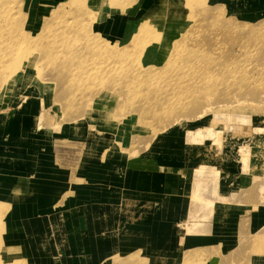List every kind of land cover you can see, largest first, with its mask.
I'll return each mask as SVG.
<instances>
[{"label": "rangeland", "instance_id": "374dc122", "mask_svg": "<svg viewBox=\"0 0 264 264\" xmlns=\"http://www.w3.org/2000/svg\"><path fill=\"white\" fill-rule=\"evenodd\" d=\"M8 1L0 264H264V0H105L88 18ZM97 32L123 55L111 69L81 44Z\"/></svg>", "mask_w": 264, "mask_h": 264}, {"label": "bare ground", "instance_id": "6f19581e", "mask_svg": "<svg viewBox=\"0 0 264 264\" xmlns=\"http://www.w3.org/2000/svg\"><path fill=\"white\" fill-rule=\"evenodd\" d=\"M103 1H105V0H67V1H65V5H63L62 7H65V6H67V7H70V6H74L75 8H74V11L75 10H77V8L79 9V11L81 10V12H86V16H87V18H88V16L90 17V15H92V12L93 11H96V8H98V7H100L102 4V2ZM10 1H8V0H6V3L3 1V0H0V4H1V6H3L5 9H0L1 11H0V17L1 16H4V18H6L5 20H7V22H9V20H10V18H11V16L9 15V13H10V9L8 8V3H9ZM89 2V3H88ZM6 4V6H5V4ZM7 9V10H6ZM99 9V8H98ZM62 11H64V10H62ZM219 9H214L213 11L211 10L209 13L212 15V20H213V22L214 21H216L217 22V19L218 18H220V17H218L219 16ZM60 11H57L56 12V16L58 15V13H59ZM208 13V12H207ZM191 14H194V13H191ZM191 14H188V15H190L191 16ZM81 15H83L82 13H80V16ZM195 15V14H194ZM194 15H193V17H194ZM208 15V14H207ZM85 16V15H84ZM193 17H190V19H189V16H188V21H190V23L192 22V20H194V19H192ZM84 18V17H83ZM80 19V18H79ZM86 19V18H85ZM11 21V20H10ZM69 21V20H68ZM75 21H76V19H75ZM6 22V23H7ZM11 22H13L14 23V21H11ZM5 23V24H6ZM10 23V22H9ZM12 23V24H13ZM72 23V22H71ZM187 23H189V22H187ZM65 24V23H64ZM68 24H70L69 22L67 23V25ZM192 24V23H191ZM8 25V24H7ZM13 26V25H12ZM91 26H92V24H91ZM145 25H141L140 27H136L135 28V31H134V33H135V35H133V42H136V41H138V38L141 36V32H143V28L145 29V27H144ZM211 26V25H210ZM17 27V26H16ZM66 27H68V26H66ZM75 28H76V26H75ZM249 28V27H248ZM9 29V28H8ZM6 31H8L9 33H10V30H7V29H5ZM75 30V29H74ZM76 31V33L78 32L77 30H75ZM254 31V30H253ZM23 32H25V31H23ZM49 32V31H48ZM229 32V31H228ZM26 33V32H25ZM44 33H45V30L44 31H42V32H40L39 33V37H43L44 36ZM98 33V32H97ZM251 32H248V34H250ZM27 34H29V33H27ZM10 34L8 35V36H6L4 39H0V43L2 44V43H4V42H7L9 39H10ZM59 38V37H58ZM79 38V37H78ZM99 38L101 39V37H100V35H99V33L98 34H96V37H93L92 39L91 38H82L81 39V44H85V43H88V41H90V43H88V47H86V49H90V50H94L95 52L96 51H98V54H101V55H103V58H105V61H102V62H107V60H108V62L109 61H112V60H110L112 57H116V59L117 58H121V57H123V55L122 54H116L115 52H113V50H112V48H110V47H108V46H110V43L109 44H103V42L102 41H100L99 40ZM12 39V38H11ZM54 39V38H53ZM57 39V38H56ZM60 39H62L61 41V43H65V41H67L66 43L67 44H69L70 42H68V40H64V38H63V36H61V38ZM102 40V39H101ZM16 41H18V40H16ZM104 41V40H103ZM25 42H27V41H25ZM24 42V43H25ZM58 42V41H57ZM218 42V41H217ZM78 43V42H77ZM220 43V42H219ZM11 44V43H10ZM8 45V44H3V45H6L7 47L6 48H4L3 49V53L1 52L0 53V59L2 58H6L7 56H9L10 55V51H11V49H10V46H12V44L11 45ZM27 44V43H26ZM29 44V43H28ZM53 44V43H52ZM56 43H54V46L53 47H56V46H58L59 47V45H60V41H59V45L57 44V45H55ZM209 44V43H208ZM218 44V43H217ZM17 45H18V43H17ZM22 45H23V43H22ZM61 45H65V44H61ZM60 45V46H61ZM69 45H71V44H69ZM2 46V45H1ZM1 46H0V48H1ZM27 46V45H26ZM66 46H68V45H66ZM126 46V45H125ZM29 47V46H28ZM52 47V48H53ZM57 47V48H58ZM119 47V46H118ZM123 47H124V45H123ZM217 47V46H216ZM27 48V47H26ZM57 48H56V50H57ZM126 48V47H125ZM181 49V47H176V49L177 50H180ZM18 49H21V46H20V48L17 46H14V51L12 50V52L13 53H16L17 55H18V53H17V50ZM23 49V48H22ZM53 49H55V48H53ZM59 49V48H58ZM61 49H63L64 50V47L62 48V46H61ZM119 49V48H118ZM202 49V48H201ZM200 49V50H201ZM166 50V49H165ZM205 50V49H204ZM1 51H2V49H1ZM123 50H121L120 51V53L122 52ZM212 51V50H211ZM106 52V54H104ZM118 53V52H117ZM123 53H124V51H123ZM153 53V52H152ZM162 53H164V52H162ZM208 53H210V52H208ZM198 54V53H197ZM23 55V54H22ZM22 55H19V57H22ZM126 55V54H125ZM124 55V56H125ZM24 56V55H23ZM19 57L17 58L16 57V59H17V61L15 60L14 61V65H15V62L16 63H19V64H21L20 62H18L19 61ZM84 57V56H83ZM186 57V56H185ZM206 57V56H205ZM87 58V57H86ZM100 58H102V57H100ZM113 58V59H114ZM11 59H13V58H11ZM55 59V58H54ZM116 59H114V63H115V61H116ZM188 59V58H187ZM8 60L10 61V59L8 58ZM102 60V59H101ZM100 60V61H101ZM117 60H119V59H117ZM122 60V59H121ZM177 60V59H176ZM186 60V59H185ZM21 61V60H20ZM98 61V60H97ZM151 61H153V63H161V61H162V59L159 61V59L157 60V57H156V55H152V56H150V59H148L147 61H146V63L148 64V63H151ZM178 61H180V60H178ZM8 62V61H7ZM51 62V61H50ZM113 62H110V63H102V64H104L105 65V67H104V70H106L105 68H109V69H111V68H113L112 66H114L113 64ZM175 62H177V61H175ZM182 62V61H181ZM98 64L99 63H101V62H97ZM96 63V64H97ZM113 63V64H112ZM29 64V63H28ZM116 64H117V61H116ZM119 64V63H118ZM194 64V63H193ZM5 65H13V64H5ZM16 65H18V64H16ZM72 65H75V64H72ZM101 65V64H100ZM116 66V65H115ZM216 66H218V65H216ZM74 67V66H73ZM93 67V66H92ZM98 67V66H97ZM97 67H93V69H95V71H93V69H92V71L93 72H100V71H102V70H100V68L99 69H97ZM156 67V66H155ZM14 68V67H13ZM116 68V67H115ZM204 68V67H203ZM216 68V67H215ZM220 68H221V66H220ZM155 69V68H154ZM214 69V68H213ZM13 70V69H12ZM69 70V69H68ZM113 71V70H112ZM116 71V70H115ZM76 72V71H75ZM75 72H74V70H72V73L73 74H75ZM104 72H106V71H104ZM138 72V71H137ZM144 72V71H143ZM208 72H210V71H208ZM207 72V73H208ZM212 73H214V70L213 71H211ZM70 73V72H69ZM70 74V75H73V74ZM88 73L89 72H86V74L85 75H87L88 76ZM103 73V72H102ZM139 73V72H138ZM166 73V72H165ZM77 74V73H76ZM83 73H81V75H82ZM91 74V73H90ZM97 74V73H96ZM168 74V73H167ZM12 75V74H11ZM80 75V74H79ZM133 75V74H132ZM73 76H75V75H73ZM77 76V75H76ZM129 76V75H128ZM203 76V75H202ZM209 76V75H208ZM83 77V76H82ZM70 78V77H69ZM76 78V77H75ZM80 78H81V76H80ZM84 78H85V76H84ZM193 80V79H192ZM208 80V79H207ZM184 81V80H183ZM74 83V82H73ZM184 83V82H183ZM194 83V82H193ZM195 83H196V81H195ZM209 85V84H208ZM181 86H182V84H181ZM189 86V85H188ZM197 86H198V83H197ZM193 88V87H192ZM188 89V88H187ZM191 89V88H190ZM179 90V89H178ZM184 90V89H183ZM186 91V90H185ZM188 91V90H187ZM186 91V92H187ZM197 91H199V90H197ZM161 92V91H160ZM28 93V92H27ZM178 93V92H177ZM182 93V92H181ZM189 93H190V91H189ZM184 97V96H183ZM187 98V97H186ZM164 99V98H163ZM162 99V100H163ZM211 99V98H210ZM177 103V102H176ZM167 105V104H166ZM173 106H175L174 104H172ZM165 106V105H164ZM168 106V105H167ZM173 106H172V108H173ZM166 107V106H165ZM213 107V106H212ZM182 108V107H181ZM242 108V107H241ZM163 109H166V108H163ZM210 109V108H209ZM207 110V109H206ZM205 111V110H204ZM204 111L198 116V117H201V116H203L204 114ZM241 121H243V122H249L248 121V119L246 120L245 118H242L241 119ZM183 122V119H177L174 123H172L170 126H176V125H179V124H181ZM253 122V121H252ZM263 125H264V122H263ZM171 128V127H170ZM168 131H169V129H168ZM188 134L189 135H191L192 136V142L194 141V142H198V143H202V142H204L205 140H206V138L208 137V134L209 135H212L213 134V131L210 129L209 131H207V132H202L201 130H199V131H197V132H191V131H188ZM211 147H208V146H206V150L208 149H210ZM204 168H205V164L203 163V164H201V165H199L198 166V168L197 169H195V170H197V172H198V174L200 175V176H202V174H203V172H204ZM213 173H214V175H215V177L217 176V174H218V172H216V170H213ZM204 191H206V188H201V189H199L197 192H196V195H195V200H199V201H202V203L205 205V206H208L209 204H211L212 202L210 201V200H205V198H204ZM217 192V190H216V188H214V190H213V193L212 194H214V193H216ZM1 207V206H0ZM2 211V210H1ZM2 213V212H1ZM1 213H0V216H1ZM1 218V217H0ZM2 219V218H1ZM197 222V221H196ZM183 225H185L186 226V223H183ZM190 226H191V224H190ZM189 230H191L192 231V228H188ZM208 241V240H207Z\"/></svg>", "mask_w": 264, "mask_h": 264}, {"label": "crops", "instance_id": "0c3cea01", "mask_svg": "<svg viewBox=\"0 0 264 264\" xmlns=\"http://www.w3.org/2000/svg\"><path fill=\"white\" fill-rule=\"evenodd\" d=\"M39 1H43L45 5H49V4H57L58 2H63V1H67V0H39ZM63 180H60V187L63 186ZM107 207H109V205L104 204V209H106ZM103 209V208H100ZM108 209V208H107ZM125 218V217H124ZM125 220L127 221V218H125ZM140 219L137 218L135 221L136 223H139ZM11 231H15L11 230ZM20 231V229H16V232ZM208 264H227L226 262L223 261V259L220 256H215L214 258H210L208 261Z\"/></svg>", "mask_w": 264, "mask_h": 264}]
</instances>
